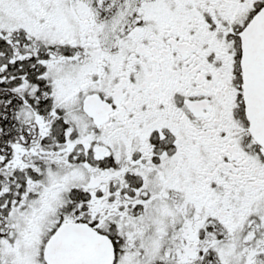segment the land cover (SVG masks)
<instances>
[{
    "label": "snow or ice",
    "instance_id": "6c2138e0",
    "mask_svg": "<svg viewBox=\"0 0 264 264\" xmlns=\"http://www.w3.org/2000/svg\"><path fill=\"white\" fill-rule=\"evenodd\" d=\"M0 264H264V0H0Z\"/></svg>",
    "mask_w": 264,
    "mask_h": 264
}]
</instances>
